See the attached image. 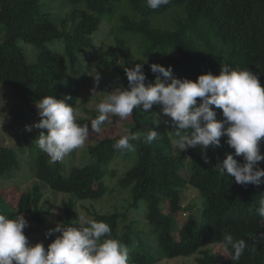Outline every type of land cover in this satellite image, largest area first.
<instances>
[{
    "label": "trees",
    "instance_id": "obj_1",
    "mask_svg": "<svg viewBox=\"0 0 264 264\" xmlns=\"http://www.w3.org/2000/svg\"><path fill=\"white\" fill-rule=\"evenodd\" d=\"M58 1L75 9L56 20L52 17L54 11L49 10L44 0H0V86L9 89L18 100L11 110L17 141L24 137L25 112L34 111L42 97H71L65 102L70 106L77 103L81 86L78 72L83 68L81 58L91 49L92 36L104 19L115 21L112 27L115 45L101 53V65L107 70L120 67L119 61L124 63L123 68L128 65L130 47L125 37L138 36L143 51L140 58L133 61V67L147 59L143 64L146 85L155 80V74L149 68L153 63L166 69L170 66L174 78L193 82L207 73L218 76L221 67L227 64L233 69L247 68L258 76L264 88V0H170L169 4L156 10L148 8L146 0H126L124 4L122 0ZM118 9L125 13L114 16ZM168 13L173 20L170 28H158L152 24L153 19ZM55 40L62 41V52L44 46ZM20 42L37 47L32 62L27 61ZM156 49L168 53L149 57ZM120 74L122 71L119 70ZM119 83L127 88L125 74ZM103 84L100 82L97 88L105 86ZM114 85H106V93ZM102 98L103 94L98 103ZM197 101L199 104V98ZM213 110L216 120H222L221 110L214 106ZM141 111L142 108L133 111L134 125L129 127L130 132L141 134L139 140L131 141L135 163L119 179V185L130 191L129 208L113 213L93 212L92 219L107 223L111 238L128 246V263L154 262L139 237L141 231L136 227L137 222L130 220L127 225H122L131 209L142 206L144 219L154 235L152 241L156 252L163 259L199 254L198 264H264V218L257 212L264 196V185H237L234 178L220 176L214 170L215 164L222 162L226 153L233 154L241 163L242 156H235L223 137L220 147L208 149L206 155L197 149L180 153L172 146L174 136L171 131L174 129L171 127L169 134L163 127L149 129L159 136L152 143H145L144 134L149 130H142ZM85 112H92L93 116L78 118L77 123L89 126L91 118L99 113L96 109H85ZM124 134L113 132L98 140L87 149L92 158L90 163L71 166L68 171L60 161L52 162L46 154L34 156L29 160V170L33 172L35 183L20 194L14 207L0 193V214L9 218L22 214L28 222L26 229H30L23 230V234L36 233L49 245L59 233L45 236L55 226L48 223L49 212L44 206L43 189L67 196L68 200L63 202L61 223L76 226L75 202L98 199L101 193L94 185L102 181L104 166L115 157L124 159L132 152L113 148ZM260 150L264 154V138ZM187 155L191 160L185 165ZM259 167L264 169V162ZM17 168V154L12 148L0 144V177L10 176ZM183 170L188 175L186 180L180 175ZM186 186L197 191L198 199L180 224L177 214L184 210L182 191ZM226 234L244 239L248 244L238 262L228 259L227 253L222 256L211 250L220 245Z\"/></svg>",
    "mask_w": 264,
    "mask_h": 264
},
{
    "label": "clouds",
    "instance_id": "obj_2",
    "mask_svg": "<svg viewBox=\"0 0 264 264\" xmlns=\"http://www.w3.org/2000/svg\"><path fill=\"white\" fill-rule=\"evenodd\" d=\"M169 3L170 0H146L152 10ZM144 63L147 59L131 69L124 68L127 88L117 86L103 93V99L96 104L99 115L90 120L91 133L99 134L106 121L112 123L111 116L125 120L137 108L149 111L153 105H160L161 114L170 118L164 123L174 129L171 131L174 136L172 144L180 153L197 147L205 153L210 148L220 147L223 137L226 145L234 150V155L242 156L243 162L226 153L222 162L215 164L214 170L220 176L234 178L237 185H264V169L259 167L264 162L260 150L264 138V88L258 76L247 68L233 69L225 64L218 76L207 73L193 82L174 78L170 66L166 69L153 63L149 68L155 74V80L146 85ZM93 79L91 97L98 94L96 88L101 77L96 73ZM68 99L71 97H42L35 105L39 122L25 126L27 132L34 128L41 130L35 143L52 162L62 161L74 150L83 148L90 135L88 124L77 123L76 118L82 112L67 104L65 100ZM4 103L0 99V109ZM213 106L221 110L222 120H216ZM0 117L4 120V114ZM159 122L157 119L155 124ZM124 133L113 148L121 152L134 151L131 141L139 140L141 134L128 129H124ZM158 136L156 131L149 130L144 134V142L150 144ZM257 212L264 218V196ZM75 222L77 226L56 223L48 230L46 238L56 233L59 235L45 249L42 243L29 244L23 234L28 222L22 214L13 218L0 214V264H128V246L111 238L107 223L84 214ZM220 247L228 259L238 262L248 244L244 239L226 234Z\"/></svg>",
    "mask_w": 264,
    "mask_h": 264
},
{
    "label": "rangeland",
    "instance_id": "obj_3",
    "mask_svg": "<svg viewBox=\"0 0 264 264\" xmlns=\"http://www.w3.org/2000/svg\"><path fill=\"white\" fill-rule=\"evenodd\" d=\"M44 1L48 3L47 6H49V10L54 11L52 13V17H56V20L63 18L66 13H69L75 9L74 7H70L69 4L62 3L58 0ZM125 1L126 0H122V3L124 4ZM122 13H125V11H123L122 9H118L114 16H118ZM169 15L170 14L168 13L166 15L153 19L152 24L158 28H170L173 25V20ZM114 22V19L111 21H107L106 19L101 20L98 31L94 34V36H92L91 49L88 50L87 53L81 58L83 68L78 72V78L81 82L80 94L78 96L77 103L73 107L80 110L82 112V115L77 116L76 120H78V118H90L93 116L92 112H85V109H89L90 111L96 109V104L101 98V95L103 94V92L106 93L108 89L106 85L114 83L116 84L114 85V87H123V85H120L119 82L125 74V67L123 68L122 66L124 65V63L122 61H119L118 64L120 67L111 70H107L101 65V53L107 48L114 47L115 45V36H113L112 31ZM69 25L70 21L67 22V27H69ZM125 39L126 43L130 47V58L128 60V65L126 66V68L131 69L133 68V61L137 58H140V56L142 55L143 48L142 45H140V37L131 36V38L125 37ZM20 46L24 51L27 61L32 62L35 58L37 47L21 42ZM44 46L53 51H63V43L61 40L48 42ZM167 53V50L165 51L163 49H156L149 55V57L164 56ZM119 70L122 71V74L120 75H118ZM96 73L100 75V82L104 83L103 85L105 86L100 87L101 90L96 88L98 94L91 97L90 89H92L94 86L93 77ZM112 89L113 87L109 89V92L112 91ZM0 99H3V101L5 102L4 107L0 109V114H4V120L3 117H0V144L5 147L12 148L18 156V168L13 171L8 177H0V193L6 200L9 201V203H12L14 207L19 199L20 194L24 190L30 189L35 183L33 172L29 170V160L31 158L33 159L34 156L37 157L45 153L42 152L35 143V139L41 131L39 129L34 128L31 132L25 131L23 139L20 141L16 140L14 130L15 123L13 121L11 110L18 104V100L12 95L9 89L3 86H0ZM83 101L86 102L84 103ZM141 113L142 114L139 118L143 125L142 130L147 131L151 128L163 127L169 134V126L166 125L164 121L169 120L170 118L161 114L160 105H153L151 110H143L141 111ZM39 119L40 118L38 116L37 108H35L32 112H25V126H30L33 123H37L39 122ZM110 119L112 123L106 121L102 126V131L99 134L91 133V127L90 125L88 126L90 135L86 140L83 148L74 150L59 162L62 163L66 171H68L71 166H81L90 163L92 158L91 154H89L87 150L89 146L95 145L100 139L109 137L110 134H113V132L124 133V129L129 130V127L131 125H134L132 115L125 120H120L117 116H111ZM157 119L160 122L158 124H155ZM191 149L193 148H189L187 150ZM194 149H197L201 154H205L201 152V149L199 147ZM190 160L191 157L187 155L185 159V165L189 164ZM134 163V151L130 152V154L124 159L122 157H115L113 160L108 162L104 166L105 174L102 181L94 185V188L101 193L100 197L95 200L89 199L76 201L75 221L81 214L92 218L93 212L104 214L127 210L130 204V191L126 188H122L119 185V179L122 176L121 174L125 170L129 169ZM180 175L183 180L187 179L188 175L185 170L181 171ZM43 195L45 203L44 206L49 212L47 216L48 223L52 224L53 226H55L56 223H61L63 218V202H66L68 200L67 196L64 194H54L47 188L43 189ZM182 196L185 198V202L183 204L184 210H181V212L177 214V220L178 222H180V224L185 221V217H187L188 214H190V211H192L193 204L197 202L198 193L195 189L186 186V188L182 191ZM144 216L145 209L142 206L138 207L137 209H131L130 212L127 213V221L123 222L122 225H127L130 220H135L137 222L136 227L141 231V235L139 237L147 247V252L150 253L154 258V262L151 264H198L196 259L200 256L199 254L187 258L178 257L171 260L159 257L156 252V246L152 241V239H154V235L149 231V224L144 219ZM24 230L25 232L30 231V229L26 228ZM26 238L30 245L42 243L45 249H47L48 247L43 238L39 237V235L36 233H29ZM211 250L214 253H219L222 256L226 254L221 249L220 245L212 247Z\"/></svg>",
    "mask_w": 264,
    "mask_h": 264
}]
</instances>
